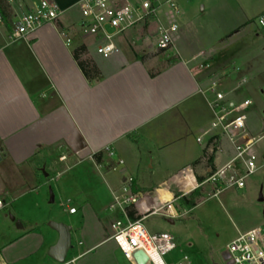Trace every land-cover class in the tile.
I'll return each mask as SVG.
<instances>
[{
    "label": "crops",
    "instance_id": "1",
    "mask_svg": "<svg viewBox=\"0 0 264 264\" xmlns=\"http://www.w3.org/2000/svg\"><path fill=\"white\" fill-rule=\"evenodd\" d=\"M1 1L4 3H0V12L2 9L5 19L0 23V196L5 197L7 208H0V219L10 222L8 211L17 197L36 194L42 203L32 205V215L18 218L21 226L17 219L11 222L15 226L10 227L14 236L12 240L0 239V264L28 260H35L32 264H59L49 257L50 249L59 241L53 224L71 227V236L74 227L66 224V218L55 210L49 211L46 203L54 205L58 199L64 205L66 185L63 188L59 180L65 177L66 167L72 161V167L88 162L111 175L116 186L111 190L112 197L121 192L127 179L133 178L134 193L165 202L176 194L172 180L186 167H192L200 184L210 167L221 168L234 157L227 138L220 140V151L212 152L209 148V136L205 133L215 114L208 88L228 74L225 80L230 83L255 78V73H246L245 62L241 66L236 60L233 66L227 62L228 58L242 54L241 43L252 34L251 18L220 30L206 50L183 54L176 46L178 36L172 47L177 52L175 57L169 55L170 51L164 53L166 57H142L136 52L132 29L131 35L127 32L118 40L120 54L104 59L96 54L95 46L90 48L84 43L80 0H50L65 14L20 39L12 38L15 24L44 0ZM164 12L161 9L159 18L134 29L150 27L157 34L159 24L165 22ZM82 46L88 49L83 59L93 61L100 70V77L93 82L86 79L73 56ZM232 47V56L226 55ZM155 50L156 47L153 53ZM202 53L204 57L200 56ZM204 63L210 65L209 70L200 68ZM253 107L254 102L249 109L251 114ZM249 125L255 131L250 122ZM97 155H102L100 163L96 161ZM212 157L214 162L210 166ZM116 172L120 178L112 175ZM153 177H158L159 182L154 183ZM50 182L57 183L53 203L47 202ZM113 204L105 210L107 213H112ZM72 208L69 207V214L76 216L78 211L71 214ZM44 226L51 227L54 236H45L41 230ZM145 230L148 234L161 233ZM98 235L96 229L84 232L86 248L74 261L85 258L104 243L112 244L113 258L118 253L125 256L114 234L103 235L97 241Z\"/></svg>",
    "mask_w": 264,
    "mask_h": 264
},
{
    "label": "rangeland",
    "instance_id": "2",
    "mask_svg": "<svg viewBox=\"0 0 264 264\" xmlns=\"http://www.w3.org/2000/svg\"><path fill=\"white\" fill-rule=\"evenodd\" d=\"M177 3L180 10L177 16L180 41L176 40L177 44L176 41L175 44L183 54L185 51L206 50L210 48L208 46L217 38L220 30H226L235 24L242 23L246 17L253 20L251 24L254 25L249 28L252 34L244 40V43H241V46H244L240 47L243 50L242 54L236 57L237 59L228 58L227 62L232 66L235 65V60L238 66L245 62L246 73L253 72V75L255 73V78L249 82L248 79L243 78L241 83L240 81L230 83L225 80L229 77L228 74L224 79L219 78L218 84L220 90L227 96L226 103L233 102L238 105L248 99L254 102L252 114L249 113V122L258 133L260 114L264 111V93L260 92L264 90V25L260 23L261 20L264 21V0H177ZM150 29L144 26L138 29L140 31L133 29L136 52L146 59L164 55V53H153L157 34ZM127 34L131 35L130 31ZM83 40L90 48L94 47L93 38L85 37ZM79 43L80 40L74 47ZM232 49L235 48L232 47L225 54L232 56L234 51ZM169 55L175 57L177 52L171 48ZM204 64L208 65V63ZM229 70L234 71L231 68ZM70 164L69 168L66 167L65 177L59 180L63 188L66 185L64 205L62 206L58 199L54 205L46 203L49 211L55 210L62 218H66V224L74 227L72 249L68 254L66 264H88L90 262L131 264L122 253H118L116 258L112 257L111 243L100 245L83 259L73 260L78 258L86 248V245H83L85 231L96 229L99 234L96 237L98 241L101 237L103 238V235L105 237L108 234H114L113 224L117 222L126 224V219L119 214L118 210L112 213L105 211L114 202L111 190L116 186L111 180V175H107L103 168L96 169L88 162L76 167H72L74 161ZM144 172L147 173L146 170ZM112 175L119 177L118 172ZM158 176H163V174H158ZM233 176L234 173H230L217 185L207 184L201 188L200 196L197 198L198 205L194 209L189 210L180 205L179 210L186 211L187 215L175 221L174 225L160 216H152L145 221L144 226L148 231L167 232L177 239V248L162 257L164 264H179L185 257L188 259L185 264H233L228 245L239 234L254 229L264 231V201H261V197L264 200V169L245 181V189L231 188L218 193ZM153 178L154 183L159 182L158 177ZM50 183L48 203L51 200V192L54 193L57 188V183ZM15 200H17L16 203H13L8 211L10 222L0 219V239L12 240L14 236V230L10 229V227H15L11 223L13 222L11 216L19 222L18 218L32 215L30 212L32 205L42 203V199H39L36 194L21 199L17 197ZM0 201L4 202L5 197L0 196ZM71 206L78 211L76 216L69 214ZM50 229L51 227L44 226L41 230L45 236H54ZM3 234L5 236H1ZM153 258L157 264H163L155 254ZM34 261L28 260L20 264H32Z\"/></svg>",
    "mask_w": 264,
    "mask_h": 264
},
{
    "label": "built area",
    "instance_id": "3",
    "mask_svg": "<svg viewBox=\"0 0 264 264\" xmlns=\"http://www.w3.org/2000/svg\"><path fill=\"white\" fill-rule=\"evenodd\" d=\"M78 9L82 37L93 38L96 54L104 59L120 54L118 40L137 26L159 18L161 9L165 11V22L158 26L155 52H169L179 36L177 16L180 10L177 0H80ZM64 14L55 2L44 0L19 19L12 38L26 37L46 24L55 23ZM2 21L0 14V23ZM260 23L264 25L263 20ZM67 43L71 44V40L68 39ZM200 56L204 57L205 54ZM200 68L208 69L210 65L203 64ZM208 93L213 95L210 104L215 114L209 131L205 133V136H209V148L212 152L220 151V140L227 138L235 155L221 168L210 167L204 182L200 184L197 183L192 167H186L178 178L172 180L177 192L171 200L165 202L134 193V179L126 180L121 192L113 194L114 204L110 212L118 210L126 219V224H113V238L127 259L134 263V254L138 251L145 252L150 258V264H155L150 253L152 250L162 259L177 248V240L172 234H148L143 226L147 219L160 216L167 221L180 220L187 215L186 211L178 208L182 198L189 197L207 184L217 185L230 173H234V176L218 193L231 188L243 190L245 181L264 169V112L260 130L256 133L249 125L252 101H244L238 105L233 102L226 103L227 96L220 90L217 81L210 84ZM198 142L202 143V138ZM70 213L75 214L76 209H70ZM227 248L233 264H264V231L254 229L239 234ZM187 260L185 257L179 264H185Z\"/></svg>",
    "mask_w": 264,
    "mask_h": 264
},
{
    "label": "trees",
    "instance_id": "4",
    "mask_svg": "<svg viewBox=\"0 0 264 264\" xmlns=\"http://www.w3.org/2000/svg\"><path fill=\"white\" fill-rule=\"evenodd\" d=\"M1 4H3L4 2L1 1ZM1 8V7H0ZM2 19H5V15L4 12H0ZM88 53V49L85 46H82L80 48H78L77 50L74 51V59L76 60V62L78 63V66L80 68V70L82 71V73L84 74V76L86 77V79L90 82H93L95 80H97L100 77V70L98 69L97 65L91 61V60H84V56ZM101 157L102 155H97L96 156V161L98 163L101 162ZM213 157L209 158V165L213 166ZM200 183L204 182V179H200L199 180ZM200 196V190H196L195 192H193L190 197H184L181 200V205L184 208H188L189 210L194 209L195 207H197L198 203H197V198ZM2 202V201H1ZM2 205L4 208H7V202H2Z\"/></svg>",
    "mask_w": 264,
    "mask_h": 264
},
{
    "label": "water",
    "instance_id": "5",
    "mask_svg": "<svg viewBox=\"0 0 264 264\" xmlns=\"http://www.w3.org/2000/svg\"><path fill=\"white\" fill-rule=\"evenodd\" d=\"M261 201H264L261 197ZM51 202H54V194L51 193ZM13 222L16 221L14 217L11 216ZM21 226L20 222H17ZM173 224V222H171ZM53 229L59 234L58 243L50 249L49 257L59 264H65L67 255L72 248V228L63 224H53ZM135 264H150V258L143 251H138L134 254Z\"/></svg>",
    "mask_w": 264,
    "mask_h": 264
},
{
    "label": "bare ground",
    "instance_id": "6",
    "mask_svg": "<svg viewBox=\"0 0 264 264\" xmlns=\"http://www.w3.org/2000/svg\"><path fill=\"white\" fill-rule=\"evenodd\" d=\"M150 253H151V256L154 255V254H155L156 256H158L153 250H152ZM158 257H159V256H158Z\"/></svg>",
    "mask_w": 264,
    "mask_h": 264
}]
</instances>
